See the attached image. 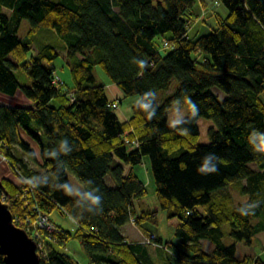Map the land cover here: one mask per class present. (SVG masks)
<instances>
[{
  "label": "trees",
  "instance_id": "1",
  "mask_svg": "<svg viewBox=\"0 0 264 264\" xmlns=\"http://www.w3.org/2000/svg\"><path fill=\"white\" fill-rule=\"evenodd\" d=\"M220 1L227 13L216 14L211 31L189 38L193 0H0V93L20 90L30 101L0 103V155L17 179L2 178L0 192L14 223L26 211L34 217L35 205L50 221L48 214L58 209L75 222L69 231L51 221L56 230L43 237L47 257L40 264H78L57 248L68 238L79 242L92 264H153L148 245L162 249L167 264H264L259 256L236 257L235 243H223L226 232L249 244L264 229V151L254 147L257 133L264 134V0ZM22 19L29 27L20 36ZM40 28L63 41L72 79L67 88L52 83L55 68L43 64L58 54L56 45L41 43L27 56ZM96 64L124 94H139L128 119L118 117L104 85L95 84ZM17 69L28 82H20ZM173 80V91L158 103L155 92ZM173 102L189 112L169 125ZM198 117L214 122L206 143L198 142ZM145 155L158 205L176 219L177 242L155 232L152 243L131 241L120 231L130 215L143 236L151 231L142 222H157L156 209L136 211L133 205L146 194L133 171ZM206 157L217 172L198 171ZM67 170L82 186L76 195ZM231 188L245 199L235 201ZM201 238L212 242L211 251Z\"/></svg>",
  "mask_w": 264,
  "mask_h": 264
},
{
  "label": "rangeland",
  "instance_id": "2",
  "mask_svg": "<svg viewBox=\"0 0 264 264\" xmlns=\"http://www.w3.org/2000/svg\"><path fill=\"white\" fill-rule=\"evenodd\" d=\"M203 1L206 3V8L204 11H202L203 9L201 8L200 0H193L192 5L187 10V15L190 18V25L187 28V35L189 38H194L197 35L211 31L216 26V14L224 16L227 13L226 6L220 0H203ZM28 27H29L28 21L26 19H22L18 28V34L20 36L24 35ZM49 29L50 28L38 29L34 42L33 44H31V49L29 50L27 56H29L30 54H35L37 48L36 45H40L41 43L48 42L56 45L58 54L50 63L43 61V64L45 66L53 65L56 71L55 73L64 82V88H67L72 85V79L70 76L69 67L66 63L64 51L61 47V43H63V41L56 35L54 31L53 32L49 31ZM15 75L20 81L22 80L23 76L26 78V80H29L26 74L21 69L15 70ZM93 76L95 78V84L104 85L105 95L108 98V100H110L113 96V92L111 91L110 88L106 87L105 83L110 82L111 80L98 64L93 66ZM175 85H176V81L173 80L171 85L168 87V89L157 90L154 94V99L158 103H160L164 95L173 91ZM111 86H113L112 89L117 91V93L114 94V96H116L119 99L116 100L118 101V105L113 108V111H115V113L118 115L120 119L124 120L131 114L132 112L131 107L134 103L139 101L140 96L138 93L126 95L114 83ZM214 89L219 91L216 88ZM220 93L222 94V92ZM20 98L22 103L29 102L28 100L22 98L21 96ZM260 98L264 102V88L260 93ZM52 104H56V102L53 100ZM188 112H189V107L173 102L172 105L167 110V123L169 125H172L175 120L184 117ZM213 125L214 122L211 119L205 117H198L197 126L199 130V136H198L199 143H206L208 141L206 130L209 126H213ZM32 146L35 148L37 152V158L39 159L37 147L35 144H33V142H32ZM19 152L22 154L20 150ZM148 159H149L148 156L145 155L143 156L142 161L140 163L133 165V168L136 170V172L140 173L141 176H142L141 171L143 168V162H146V169L148 170L147 172L150 173V169L148 167L149 164ZM30 164L34 165L35 163L31 161ZM126 166L127 165H125V167ZM66 172L68 176L70 193L71 195H76L80 191L82 186L70 171L67 170ZM151 176L152 175L150 173V177ZM151 181H152V177H151ZM151 187H153V184L147 187V192L144 196L133 199V205L136 211H139L140 209L137 200H142V202L144 200L146 205H148L151 209H154V207L157 206V199ZM231 193L233 194L235 201H242L245 199V195L239 192L236 188H231ZM156 209L158 210L157 222L154 224L148 221H144L142 222V226L154 232L155 231L162 232L161 233L163 235L162 237L165 240L176 241L175 236L173 234L174 226L171 223L172 218L166 217V211L164 209H161L158 206ZM48 216L50 217L52 222L60 225L66 230L71 231L75 228V222L67 213H62L58 209H54L48 214ZM172 220H176V219L173 218ZM132 224L128 223L127 233H129V235L134 237V233H138V230L135 227V225ZM231 242L235 243L236 257H241L243 253H250V254H258L264 260V245H263L264 229L257 230L255 234L252 236V240L249 244H246L243 241L234 240L227 234V232L224 233L223 243L229 244ZM181 247L189 252L187 248L183 246ZM202 247L204 248V250L210 251V249L213 248V244L210 240L203 238ZM57 248L58 250L73 256L78 262V264H92L87 258V256L81 250L79 242L74 238H68L63 245H57ZM156 259L159 261L158 257ZM160 264H162V262Z\"/></svg>",
  "mask_w": 264,
  "mask_h": 264
},
{
  "label": "crops",
  "instance_id": "3",
  "mask_svg": "<svg viewBox=\"0 0 264 264\" xmlns=\"http://www.w3.org/2000/svg\"><path fill=\"white\" fill-rule=\"evenodd\" d=\"M200 4H201V8L203 9H201L202 11H204L205 10V8H206V3L203 1V0H200ZM201 11V12H202ZM195 25V24H194ZM36 45V44H35ZM36 46H39V45H36ZM32 51V50H31ZM56 72V71H55ZM21 83H24V82H28V80H26V78L23 76V78H22V80L20 81ZM106 84V87H108V88H110L111 89V91L113 92V96H112V98L109 100V101H112V100H114V99H118L116 96H114V94H116L117 93V91L116 90H114V89H112V87L113 86H111V85H113V82L112 81H110V82H107V83H105ZM213 90L218 94V96H219V98H223L224 97V94L222 93H220L219 91H217V90H215L214 88H213ZM20 96L22 97V98H24V99H26V100H28L29 101V99L28 98H26L24 95H22V92L20 91V90H17L13 95H5V94H2V93H0V103H2V104H5V105H27V104H29V102H27V103H22L21 102V98H20ZM259 96H260V94H259ZM108 99V98H107ZM119 100V99H118ZM130 116V115H129ZM129 116L126 118V119H128L129 118ZM126 119H124V120H126ZM122 120V119H121ZM143 158V157H142ZM148 163H149V159H148ZM148 167H149V164H148ZM150 169V168H149ZM133 171L138 175V177L142 180V182H143V185H144V187H145V190H146V192H147V187L148 186H150V185H152L153 184V180L151 181V177H150V173L149 172H147L148 170L146 169V162H143V168H142V176L140 175V173H138V172H136V170L133 168ZM2 178H9V179H12V180H14V181H16L17 182V179H16V177L14 176V174L12 173V169H11V167L9 166V164L7 163V161L4 159V157L3 156H1L0 155V180L2 179ZM105 181H106V183L108 184V185H113V182H112V180H111V178L109 177V176H105ZM151 189L153 190V192H154V184H153V187H151ZM137 203H138V206H139V211L140 210H150L151 208L148 206V205H146V203H145V201L143 200V202H142V200H137ZM157 206L159 207V205H158V202H157ZM157 206H155L154 207V209H156L157 208ZM157 210V209H156ZM158 211V210H157ZM167 217V216H166ZM173 219V218H172ZM171 219V223L173 224V226L175 225V222H176V220H172ZM128 223H131L130 221H128V222H126L125 224H123L121 227H120V231L127 237V239H129V240H131V241H140L141 240V238H142V236L144 235L143 234V230L142 229H140L138 226H136L135 224H132V225H135V227L137 228V230H138V233H134V237H132L131 235H129V233H127V225H128ZM144 229H146V228H144ZM146 230H148V231H151V232H154V231H152V230H149V229H146ZM162 232H159V231H155V234H156V236L158 237V238H160V240H162V241H172V240H165V239H163V235L161 234ZM176 239V238H175ZM202 239L203 238H201L200 239V242H201V244H202ZM177 240L178 239H176V241H173V242H177ZM264 245V244H263ZM212 249H210V251H211ZM148 251H149V254H150V256H151V258H152V260H153V264H160L161 262H162V264H167L166 263V261H165V252L162 250V249H160L159 247H157V246H153V245H148ZM155 252H156V255H155ZM158 253V254H157ZM244 254H248V255H252L253 257L254 256H259L260 257V255H258V254H250V253H243V255ZM242 255V256H243ZM241 256V257H242ZM158 257V259H159V261L156 259ZM238 258H240V257H238ZM261 258V257H260ZM262 259V258H261ZM263 260V259H262ZM160 262V263H159Z\"/></svg>",
  "mask_w": 264,
  "mask_h": 264
},
{
  "label": "water",
  "instance_id": "4",
  "mask_svg": "<svg viewBox=\"0 0 264 264\" xmlns=\"http://www.w3.org/2000/svg\"><path fill=\"white\" fill-rule=\"evenodd\" d=\"M0 255L4 264H40L34 239L13 222L12 214L1 198Z\"/></svg>",
  "mask_w": 264,
  "mask_h": 264
},
{
  "label": "built area",
  "instance_id": "5",
  "mask_svg": "<svg viewBox=\"0 0 264 264\" xmlns=\"http://www.w3.org/2000/svg\"><path fill=\"white\" fill-rule=\"evenodd\" d=\"M169 44L168 42L164 41L163 46L167 47ZM52 83L54 84H61L63 81L61 78L55 73H52V78H51ZM69 97L72 99L73 98V92H69ZM118 105L117 101L114 100L111 102V106L116 107ZM132 146H137L138 141L137 140H132L131 141ZM34 186L32 184H29L28 189L31 190L33 189ZM0 198L2 200L7 198V195L5 192L1 191L0 192ZM37 206H34L35 213L36 215L33 217V212L32 210L29 212H25L22 216H15V224L22 227L29 236H31L34 241H35V249L39 255V258L45 259L47 257V251H46V246L44 243V236L49 237L53 231L56 230L55 225L49 220L46 214L36 210ZM130 221L134 223V217L130 215L129 217ZM43 229L45 233L43 234L40 230ZM155 237L154 233L150 232L148 235L143 236L141 242L144 243H152V239ZM246 264H251V263H246Z\"/></svg>",
  "mask_w": 264,
  "mask_h": 264
},
{
  "label": "clouds",
  "instance_id": "6",
  "mask_svg": "<svg viewBox=\"0 0 264 264\" xmlns=\"http://www.w3.org/2000/svg\"><path fill=\"white\" fill-rule=\"evenodd\" d=\"M190 103V110L193 114L196 113V105L194 103H192L191 101L189 102ZM257 139L259 140V143L258 144H255L254 147L256 148L257 151H264V134H260V133H257ZM215 159L216 161L218 160V157L215 156ZM217 167H216V164H212L210 165L209 163V158H205L201 164V166L199 167L198 171L201 173V174H208V173H215L217 172ZM89 199L93 202V203H97V198L96 197H92L90 196ZM254 207H257V204H255ZM240 214L241 215H250L252 214L247 212V211H243L241 210L240 211Z\"/></svg>",
  "mask_w": 264,
  "mask_h": 264
},
{
  "label": "bare ground",
  "instance_id": "7",
  "mask_svg": "<svg viewBox=\"0 0 264 264\" xmlns=\"http://www.w3.org/2000/svg\"><path fill=\"white\" fill-rule=\"evenodd\" d=\"M115 100H117V99H115ZM118 103V102H117Z\"/></svg>",
  "mask_w": 264,
  "mask_h": 264
}]
</instances>
